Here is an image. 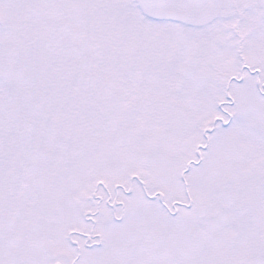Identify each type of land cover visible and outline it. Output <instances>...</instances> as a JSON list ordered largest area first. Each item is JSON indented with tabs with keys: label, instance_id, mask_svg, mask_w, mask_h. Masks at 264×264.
I'll use <instances>...</instances> for the list:
<instances>
[{
	"label": "snow or ice",
	"instance_id": "1",
	"mask_svg": "<svg viewBox=\"0 0 264 264\" xmlns=\"http://www.w3.org/2000/svg\"><path fill=\"white\" fill-rule=\"evenodd\" d=\"M0 264H264V0H0Z\"/></svg>",
	"mask_w": 264,
	"mask_h": 264
}]
</instances>
